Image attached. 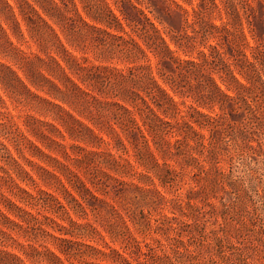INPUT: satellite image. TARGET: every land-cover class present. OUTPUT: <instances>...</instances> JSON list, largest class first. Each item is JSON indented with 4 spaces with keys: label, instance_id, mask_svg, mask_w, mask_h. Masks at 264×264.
I'll return each mask as SVG.
<instances>
[{
    "label": "trees",
    "instance_id": "16d2710c",
    "mask_svg": "<svg viewBox=\"0 0 264 264\" xmlns=\"http://www.w3.org/2000/svg\"><path fill=\"white\" fill-rule=\"evenodd\" d=\"M212 11L218 13L217 24L208 17ZM21 22L37 51L20 47L25 41ZM54 25L70 46L83 50L70 37L75 33L99 49L97 58L128 64H95L75 55ZM209 38L215 42L207 43ZM197 44L206 49H198L196 56L177 54ZM0 56L11 62L0 60L2 92L17 105L51 118L25 112L17 121L0 110V264H26L25 259L74 264L71 258L105 264L84 260V255L133 264L124 250L138 256L137 264H181L182 256L199 264L203 251L225 258L227 250L239 249L230 238L244 231L256 232L262 240L264 217L258 203L264 205V186L251 163L264 159V0H197L190 11L177 0H0ZM53 133L61 139L67 134L73 142L62 143ZM79 142L104 143L121 153ZM44 148L59 152L65 161ZM221 160L226 168L219 166ZM234 166L242 173L233 174ZM187 168L193 185L177 192ZM130 176L136 181L123 179ZM154 179L173 196L165 197ZM109 189L123 198V209L133 205L131 213L124 211L127 219L95 192L107 194ZM166 205L172 215L161 213L153 229L174 231L167 247L156 238L142 245L127 220L145 235L152 224L144 208ZM106 207L108 223L98 222L112 240L123 243L122 252L66 237H102L92 222H77L71 212L86 218ZM174 210L192 221L177 218ZM206 212L222 218L217 229L201 226L199 218ZM115 218L120 225L111 222ZM257 219L262 222L254 227ZM237 220L241 227L234 225ZM185 231L191 234L187 240ZM39 236L53 247L39 242Z\"/></svg>",
    "mask_w": 264,
    "mask_h": 264
},
{
    "label": "rangeland",
    "instance_id": "374dc122",
    "mask_svg": "<svg viewBox=\"0 0 264 264\" xmlns=\"http://www.w3.org/2000/svg\"><path fill=\"white\" fill-rule=\"evenodd\" d=\"M182 7H184L185 9H187L188 11L191 10V7L196 5L197 0H188L186 1H182V0H177ZM218 1V0H217ZM256 5V3H255ZM257 9V14H260V11L258 12V10H260V7H256ZM79 10L81 12V14L83 15L84 18H86V20H89V18L85 17L84 13L82 12L80 5H79ZM217 12L216 11H212V13L208 16L209 19L211 21H213L214 23H219V20L217 18ZM90 21V20H89ZM176 26H178V22L175 24ZM4 26L6 27V25L4 24ZM54 27L56 28V30L58 31L62 41L65 43L66 47L69 48L75 55L77 56H85L87 57V59H89V61L95 63V64H104V65H109V66H116L119 68L125 67L126 64H128L126 61H122L120 59L117 58H113L110 60H105V59H101V58H97L96 55H98L97 53H99V49L95 48L94 45L92 43H90L89 40H79L76 37L75 33H72L70 35V37L75 38L82 47L83 50L79 49V48H74L72 46H70L69 44H67L66 39L64 38V35L60 32L59 28L57 26L54 25ZM21 28L22 31L24 33L25 36V41H21L19 43L20 47L26 51L32 50V51H37V44H36V40L34 38H31L28 34V32L25 29L24 24L21 22ZM126 29H128L126 27ZM190 31V30H189ZM11 40L18 44L16 38H14L12 35H10ZM207 43H214V39L209 38L206 40ZM198 49H203L205 50L206 48L203 45L197 44L196 48L191 49V51H188L186 53L182 52V51H178L177 54L180 57H187V56H196L197 54V50ZM150 60L152 65L154 64V58L150 55ZM0 60L4 61V62H10L9 60H6L5 58H3L2 56H0ZM11 63V62H10ZM0 94L2 95L3 98V102L0 103V110L4 111V112H9L10 114H12L14 116V120H19L18 116H22L25 112H29L31 114H33L36 117H39L41 119H45V120H49L51 121V118L49 116L44 117V115H41L40 113L36 112L33 109H29L26 106L23 105H17L16 102H14L12 100V98L8 97L4 92H2V90L0 89ZM180 108H182V106H180ZM52 135H54L53 137L59 141H61L62 143H70L73 142L67 134H65L64 139H61L57 133H53ZM104 138L107 139V137L105 135H103ZM79 144L86 146L89 149H98V150H105L106 148H110L109 146H107L104 143H100V144H94L93 146L91 145H85L82 142H79ZM10 149L12 150L13 154L16 156V152L15 150L12 148V146H9ZM129 147V145H128ZM45 151L49 152L50 154H52L53 156H57L60 160L65 161L64 158L61 156V154L59 152L56 151H51V150H47L44 148ZM110 150L113 153L116 154H120L121 151H116L114 148H110ZM26 156H28L30 159L40 163V164H44L43 162H41L38 158L35 157H30L29 154L26 152L25 153ZM123 156H126V154H123ZM132 159V158H131ZM264 159H262L263 161ZM22 161V160H21ZM261 159L259 157H257L256 160H253L251 165L255 166L258 168V173L259 176L262 179L263 182V186H264V163H262ZM168 162L174 166V167H178L177 163H175L174 160H168ZM24 163V162H23ZM136 169H140L138 168L137 164H135ZM219 166L226 168L227 167V163L225 160H221L219 162ZM26 169L30 170V166H27V164H25ZM79 173L81 174L82 172L79 171ZM241 167L238 166H234L233 168V174H241ZM34 174V173H33ZM191 172H189V169H184L183 171V178L181 181L178 182L176 187H179L177 192H184L188 186L193 185V180L192 178H190ZM34 178L36 177V175H33ZM38 179V178H37ZM123 179L125 180H133L134 182L136 181V178L130 176V177H123ZM38 182H40L39 180H37ZM154 182L156 183V185L158 186V189L164 194L165 197L169 198L171 196H173V192L170 188L168 187H161L158 185L157 180L154 179ZM25 185V184H22ZM41 185V184H40ZM42 186V185H41ZM89 186H91L89 184ZM43 187V186H42ZM92 187V186H91ZM32 188V186L30 187V189ZM44 188V187H43ZM264 188V187H263ZM174 189V188H173ZM52 190V189H51ZM97 195H99L102 198H105L106 200H108L110 203L114 204L118 209L119 212L122 213V215H124V218H126V215L124 213V211H127L128 213H131L134 209L133 205L131 203H127L126 205L128 206L127 209H123L122 206H120L121 203H124V201H122L123 198H120L119 196L114 194V190L113 189H109L107 194H103L100 191H95ZM57 193V192H56ZM210 201L216 205L219 204L218 199L215 198H211ZM196 204L201 205L202 202H200L198 199L196 200ZM259 205V211L261 212V215L264 217V205L258 203ZM124 207V206H123ZM170 206L166 205L163 206L162 208H159L157 210H152V209H147L144 208V212H148V216L150 217V221L152 224V227H150L149 229L146 230L145 235L137 233L136 230L134 229V226L131 224L130 221L127 220L128 225L130 226V229L132 231V233L139 239V240H144L143 242H141V244L143 245L144 242H153V238L156 239H160L161 242L165 245V247H167L166 245H168L167 243L169 242V237H172L174 235V231L172 230H168L165 234L164 233H158L155 232L154 225V219L160 217L161 213H165L168 215H172L170 213ZM108 207H106V209H104L101 214H96L93 215L91 212L88 213V215L86 216V218H82V217H78L77 215H74L71 212V216L73 219H75L77 222L83 223L86 222L87 220L92 222L100 231V234L102 235V237L98 234H94V235H89V234H84L83 236L81 235H73V236H69L66 235V237L74 240V241H79L82 242L84 244L87 245H91L93 247H96L98 249H102L105 251H108V246L118 249L119 251H123V243H121L118 240H112L109 235L102 229L101 224H99L98 221L105 223H108V217L109 213H108ZM206 209H209V207H205V211H207ZM137 213V211H136ZM174 215L177 216V218H182L188 221H192L191 218H187L186 216L181 215L177 210H174ZM103 216V217H102ZM127 219V218H126ZM199 222L201 224L202 227H204V230L209 231L210 229H214V228H218L222 222V218L218 215L215 214H210L208 212H206L202 217L199 218ZM58 222H60L61 224L68 226V223L66 220H60L57 219ZM105 221V222H104ZM115 222V224H119L120 222L119 220L117 221V219L115 218L114 220L111 219V222ZM259 222H262V220L257 219V222L255 221V225L254 227H258ZM234 225H236L237 227H241L242 223L240 220H237V222H233ZM250 223V222H249ZM227 228V226H225ZM253 227V226H252ZM50 231H52L54 234L58 235L57 231H53L51 230V228H48ZM198 234V233H197ZM191 234H189L188 232H183V239L187 240L188 237H190ZM16 236V235H15ZM19 238L20 241L25 242L26 240L24 238H21L19 236H17ZM259 237V234H257L256 232H251V231H244L242 233V236H239L237 238H230V240L233 242V244H236L238 246L239 249H234L232 250L230 253V251H226V254L228 257L222 258L221 256L215 254L214 250L212 251H203L202 255L200 256V263L202 264L203 262H206V264H264V235L262 237V240H258L257 238ZM46 238V237H45ZM45 238H42L41 236H39L37 239H39V242H43L46 243V245H48L50 248H52V244L49 242V240L45 241ZM191 240V239H190ZM35 245H37V242L32 241ZM190 249L193 251H197L198 248L197 246H195V244H193V242H191L190 244ZM83 248V247H82ZM160 248L162 249V247H157V252H160ZM11 251L20 254V252L17 250V248L15 247H11L9 248ZM126 251L124 255H126L130 262H132L133 264H137L136 260H138V256L135 254H129L128 250H124ZM194 252V253H195ZM23 257V255H21ZM85 259L84 260H89V261H101L102 263L105 264H109L111 262L110 258H102L99 255H94V256H87L84 255ZM102 259V260H101ZM74 264H81L80 260H77L75 258H71L70 259ZM184 261V263L181 264H197L196 261L197 260H187V258H185L184 256H182V259ZM26 264H37V262H30L29 260L25 259ZM38 264H44L43 262L38 263Z\"/></svg>",
    "mask_w": 264,
    "mask_h": 264
}]
</instances>
